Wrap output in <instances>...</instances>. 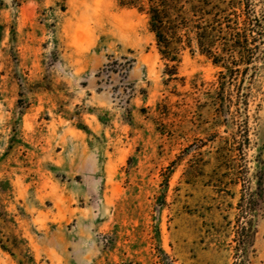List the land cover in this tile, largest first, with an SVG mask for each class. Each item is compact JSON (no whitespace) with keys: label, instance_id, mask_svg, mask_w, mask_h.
<instances>
[{"label":"rangeland","instance_id":"374dc122","mask_svg":"<svg viewBox=\"0 0 264 264\" xmlns=\"http://www.w3.org/2000/svg\"><path fill=\"white\" fill-rule=\"evenodd\" d=\"M255 66L241 149L195 41L168 79L146 12L0 0V264H264Z\"/></svg>","mask_w":264,"mask_h":264},{"label":"trees","instance_id":"16d2710c","mask_svg":"<svg viewBox=\"0 0 264 264\" xmlns=\"http://www.w3.org/2000/svg\"><path fill=\"white\" fill-rule=\"evenodd\" d=\"M117 1L121 7L147 13L150 31L168 70V79L176 78L182 53L192 47L193 41L200 54L221 68L214 92L217 114L225 123L229 120L224 115L232 114L231 124L236 126L240 136L237 140L236 133L234 140L241 149L249 145L247 125L237 118L247 106V82L256 70L255 63L264 60V49L261 50L264 9L258 16L255 4L249 0L219 3L210 0ZM237 241L245 246L247 234L238 235Z\"/></svg>","mask_w":264,"mask_h":264}]
</instances>
